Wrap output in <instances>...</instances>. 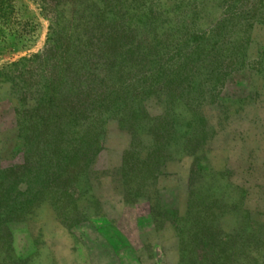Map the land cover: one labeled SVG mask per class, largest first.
<instances>
[{"label":"rangeland","instance_id":"1","mask_svg":"<svg viewBox=\"0 0 264 264\" xmlns=\"http://www.w3.org/2000/svg\"><path fill=\"white\" fill-rule=\"evenodd\" d=\"M130 3L137 26L124 40L123 93L105 115L101 150L74 192L46 191L8 224L0 264L203 263L195 249L234 264L230 251L248 249L250 227L264 230V0ZM0 6L7 168L25 150L3 74L40 55L50 33L37 0Z\"/></svg>","mask_w":264,"mask_h":264},{"label":"trees","instance_id":"2","mask_svg":"<svg viewBox=\"0 0 264 264\" xmlns=\"http://www.w3.org/2000/svg\"><path fill=\"white\" fill-rule=\"evenodd\" d=\"M37 2L49 21L48 44L40 55L11 65L3 74L19 102L16 127L25 155L7 168L0 166L2 240L10 238L8 224L24 219L46 191L64 198L79 179L87 178L101 150L105 115L123 93L124 40L137 26V13H128L133 0ZM147 11L153 14V9ZM201 228L197 245L207 248ZM249 230L248 249L230 251L234 264H264V230ZM202 250L195 249L198 257L205 255L199 264L219 263L215 249Z\"/></svg>","mask_w":264,"mask_h":264}]
</instances>
